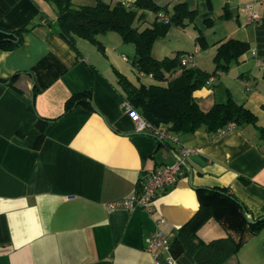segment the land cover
<instances>
[{"label":"crops","instance_id":"crops-1","mask_svg":"<svg viewBox=\"0 0 264 264\" xmlns=\"http://www.w3.org/2000/svg\"><path fill=\"white\" fill-rule=\"evenodd\" d=\"M155 1L172 11L185 0ZM189 6L198 10L197 19L177 28L194 26L196 47L190 52L181 40L171 47L190 57L189 66L215 69L197 62L199 30L216 51L231 38L250 44L228 71L194 92L201 108L225 101L228 89L264 126V0H194ZM55 8L45 0H0L1 30L29 28L19 46L0 48V264H199L188 252L170 260V251L148 249L155 231L174 239L199 211L200 239L246 238L221 264H264V227L255 234L246 227L250 217L264 219V141L257 126L217 134L159 127L178 140L150 127L139 131L118 83L122 37L99 34L104 49L77 37L74 47L54 28ZM86 91L91 95L66 112L67 101ZM193 147L198 151L185 158L189 167L183 163L176 186L159 192L152 211L109 209L140 187L144 173L176 163L183 148Z\"/></svg>","mask_w":264,"mask_h":264},{"label":"trees","instance_id":"trees-1","mask_svg":"<svg viewBox=\"0 0 264 264\" xmlns=\"http://www.w3.org/2000/svg\"><path fill=\"white\" fill-rule=\"evenodd\" d=\"M55 4L58 17L54 28L72 46H76V38H84L94 42L100 49L103 45L97 36L109 31L121 34L125 42L135 45V57L132 61L138 72L152 75L154 82L137 85L125 74L119 73L118 83L125 99L133 109L143 117L147 125L154 130L166 126L174 134H193L201 128L211 134H217L227 129L231 124L236 126H257L260 139L264 141V126L258 124V117L243 103H237L227 89L225 101H217L208 110H203L194 92L207 86L212 77L221 71H228L232 63L249 50L245 41L231 38L220 43L214 56L215 69L210 72L197 66L182 64L183 53L178 52L174 57L157 59L152 54L155 41L169 34L170 27H186L197 18V9L189 4L179 2L170 11L167 6L159 5L155 0H135L126 5L122 2L110 4L104 0H96L94 4L75 5L73 0H45ZM146 11L154 12L155 20L149 26L140 28L135 23L146 21ZM164 13L168 20L161 19ZM28 27L13 31L19 40L5 32H0V48L13 49L19 46ZM199 30L197 41L201 48L210 46ZM91 95L90 91L73 95L66 104L69 112L78 100L85 101ZM65 112V113H66ZM41 131L38 142L43 139ZM212 191L216 192V189ZM209 211L208 208H205ZM203 211L178 231L170 245L174 258L185 252L191 253L199 264H221L230 255L237 253L245 242L231 235L206 242L197 236L196 223ZM247 222V221H246ZM247 229L255 234L264 227V219L256 224L247 223Z\"/></svg>","mask_w":264,"mask_h":264},{"label":"built area","instance_id":"built-area-1","mask_svg":"<svg viewBox=\"0 0 264 264\" xmlns=\"http://www.w3.org/2000/svg\"><path fill=\"white\" fill-rule=\"evenodd\" d=\"M255 20L258 19L260 16L254 10L249 7L245 8ZM160 18L168 20V17L164 13H160ZM125 59L127 57L124 56ZM190 57L185 56L182 57V64L189 65ZM125 106L127 109L132 110L138 120L137 122V129L139 131L144 130L145 128L149 127L147 123L144 121L143 117H141L130 105L129 102H125ZM234 124H231L229 128H234ZM227 129H222L218 133H223ZM154 133L157 135L164 137L168 136L172 139L178 140L176 136L172 133L168 132L167 130H163L160 128H154ZM198 148H183L180 155L181 157L186 158L190 154L196 153ZM183 162L182 160L177 161L174 164L170 165H162L158 166L147 173H144L141 176L138 189L129 197L122 201L112 202L109 204L110 210H116L118 208H125V209H134L136 207H145L147 210L152 211L153 203L156 200L155 198L158 196L161 190H165L167 188H173L176 186L180 176L183 174ZM148 242V249L151 251L154 250H161V251H170V245L172 243V239L169 236L164 235L161 231H155L149 239ZM169 259L173 260L174 256L171 253L169 255Z\"/></svg>","mask_w":264,"mask_h":264},{"label":"rangeland","instance_id":"rangeland-1","mask_svg":"<svg viewBox=\"0 0 264 264\" xmlns=\"http://www.w3.org/2000/svg\"><path fill=\"white\" fill-rule=\"evenodd\" d=\"M75 5H78L79 3H83V0H74ZM50 3V2H49ZM52 4V3H51ZM81 5H85L84 3ZM53 6H55V4H53ZM56 7V6H55ZM174 8V7H173ZM56 9V8H55ZM56 11V10H55ZM57 12V11H56ZM155 20V14L154 12L151 11H146V21L142 23H140L139 21H137L135 23V26L140 25V28H145L146 26H149L152 21ZM194 27V26H193ZM193 27H191L188 30H182L180 28H177V26H172L170 27L169 30V34L166 38V40L164 41H160L159 39L157 41H155V43L153 44V48H152V54H154L155 56H159V58H165V54H167L166 52H168L169 54H171L172 57H174L176 55V52H172L171 51V47L173 48L178 40H181L183 43H185V46H189L188 50L190 52L194 51L195 46V39L192 38L190 35H194L195 32H193ZM116 37H118V39H121V36L119 34H115ZM180 38V39H178ZM123 39V38H122ZM209 42L211 43L213 39V36L211 37V35H208ZM124 41V40H123ZM125 42V41H124ZM126 45V49H122L123 51L120 50V52L117 58V64L118 66L121 68L122 72L128 76L127 78L129 80H131L133 83L140 85L142 83L145 84H150L152 82H154V80H152L151 78L148 77V75H141L138 70L136 69V67L133 65L132 61L135 57L136 51H135V45L132 42H125ZM212 47V45H210ZM176 47V46H175ZM211 47H206V48H202V50L198 53H195V57L196 59H198L197 62H202L204 63L206 66H210L209 68H212L215 64H214V56L216 54V48L211 49ZM123 55H127L129 60H124L123 59ZM127 58V59H128ZM199 65V64H198ZM219 81L216 82V84H218Z\"/></svg>","mask_w":264,"mask_h":264},{"label":"water","instance_id":"water-1","mask_svg":"<svg viewBox=\"0 0 264 264\" xmlns=\"http://www.w3.org/2000/svg\"><path fill=\"white\" fill-rule=\"evenodd\" d=\"M185 3H187V4H189V5H193V3H194V0H185L184 1ZM0 32H5V34H7V35H12L15 39H12L13 41H18L19 40V38L14 34V33H12V32H9V31H5V30H1L0 29ZM180 157H181V155H180ZM180 160H182V162L184 163V164H186L188 167H189V165H188V162H187V160L184 158V157H181L180 158ZM191 170V169H190ZM192 171V170H191ZM191 171H190V177L192 178V173H191ZM259 220H261V219H253V218H248V221L250 222V223H254V224H256Z\"/></svg>","mask_w":264,"mask_h":264}]
</instances>
